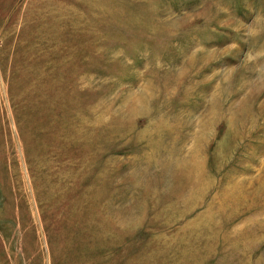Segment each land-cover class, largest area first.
I'll list each match as a JSON object with an SVG mask.
<instances>
[{"label":"rangeland","instance_id":"obj_1","mask_svg":"<svg viewBox=\"0 0 264 264\" xmlns=\"http://www.w3.org/2000/svg\"><path fill=\"white\" fill-rule=\"evenodd\" d=\"M0 264H264V0H0Z\"/></svg>","mask_w":264,"mask_h":264}]
</instances>
